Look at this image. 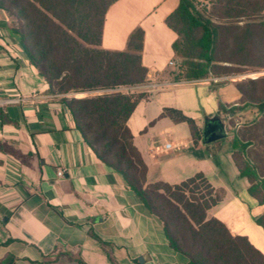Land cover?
I'll use <instances>...</instances> for the list:
<instances>
[{"label": "crops", "instance_id": "0c3cea01", "mask_svg": "<svg viewBox=\"0 0 264 264\" xmlns=\"http://www.w3.org/2000/svg\"><path fill=\"white\" fill-rule=\"evenodd\" d=\"M177 5L178 0H118L106 13L101 47L125 51L131 33L141 28L143 65L148 75L162 74L161 87L151 92L144 85L122 88L146 94L128 120L133 143L148 168V183L175 185L202 173L224 193L208 217L221 220L259 249L252 234L264 211L257 217L253 213L256 201L247 194L248 181L239 175L225 146L228 140L194 144L185 123L161 117L165 108L190 114L185 96L189 85L209 87L210 93L225 87L236 90L223 79L171 78L169 61L179 56L173 49L177 35L166 19ZM193 95L199 107L198 95ZM239 98L237 91L226 104ZM212 110L207 116L219 115V108ZM0 115L7 118L0 117V264H80L78 259L114 264L109 253L117 264L188 263L170 246L160 218L85 143L69 109L49 92L45 78L30 63L3 9ZM167 142L172 143L170 149L165 148Z\"/></svg>", "mask_w": 264, "mask_h": 264}, {"label": "trees", "instance_id": "16d2710c", "mask_svg": "<svg viewBox=\"0 0 264 264\" xmlns=\"http://www.w3.org/2000/svg\"><path fill=\"white\" fill-rule=\"evenodd\" d=\"M116 1L0 0V9L49 92L69 109L85 143L160 218L170 246L188 258L187 264H264V254L247 237L208 217L224 193L202 173L175 185L147 182L148 168L128 127L146 94L122 89L149 81L141 54L145 33L135 29L125 51L101 47L106 13ZM166 24L177 35L173 49L186 63L185 81H224L264 69V0H208L202 9L195 0H178ZM232 83L240 98L220 105L219 114L253 108L257 116L241 124L231 119L225 139L240 177L248 181L247 194L264 206V75ZM81 93L87 95L76 97ZM161 117L185 123L193 143L202 142V128L181 110L165 108ZM256 223L264 230V213Z\"/></svg>", "mask_w": 264, "mask_h": 264}, {"label": "rangeland", "instance_id": "374dc122", "mask_svg": "<svg viewBox=\"0 0 264 264\" xmlns=\"http://www.w3.org/2000/svg\"><path fill=\"white\" fill-rule=\"evenodd\" d=\"M196 1V5L199 9H202L206 4H208V0H195ZM180 58H183L182 56H179ZM264 75V69L261 70H257V71H249L243 74H237L235 76H231L228 77L227 79L224 77V81H222V83H232L236 80H240L246 77L249 78H256L259 76ZM209 81V79H205V80H200V82H206ZM233 84V83H232ZM189 90L186 91L185 96L186 97V103L188 105V107L191 109L190 110V114H188L189 117L194 118L200 125V127L202 128L201 125H204V121L205 118L207 117V115L209 113H212V109L213 108H220V105H224L232 100V97H234V95L236 94V90L233 89L232 87H225V89L220 90L219 93L214 91V93H210L208 91L209 87H203L202 85H198V84H194V85H189ZM218 87H215V90ZM218 91V90H216ZM85 94V93H83ZM193 94L198 95V100L199 102V107H195L194 104V98L195 96ZM87 95V94H85ZM84 95V96H85ZM83 97V96H82ZM212 98V99H211ZM210 99V100H208ZM212 100H213V104H212ZM220 117L223 119L225 125H226V131L227 134H229V129H230V121L231 119L234 120L236 122V124H241V123H245V122H249L251 120H253L256 116H257V110L256 109H246L240 112H237L236 115L228 114V113H220L219 114ZM223 141H226V139H221ZM227 144L225 145L226 147H228L229 149H231L230 144L228 141H226ZM226 155L223 156L222 160L227 162V159L225 157ZM221 160V159H220ZM262 211H264V206H259L257 203L255 204L253 213H255L256 217L260 215V213H262ZM255 234H252V240L254 242V244L261 249L264 252V231L260 226L255 227ZM261 232V233H259ZM254 235H256L254 237ZM259 235H261V239H259Z\"/></svg>", "mask_w": 264, "mask_h": 264}, {"label": "built area", "instance_id": "2783aa9c", "mask_svg": "<svg viewBox=\"0 0 264 264\" xmlns=\"http://www.w3.org/2000/svg\"><path fill=\"white\" fill-rule=\"evenodd\" d=\"M169 67L171 69V71L169 72V75L171 76L172 79L174 80H181V81H185L183 80V76L187 70V66L186 63L184 61L183 58H178V59H172L169 61ZM161 73L157 72L154 77L152 75H148V79L149 81L144 84V87L148 90V92H151L159 87H161L162 85V77H161ZM189 82H198V81H189ZM172 147V143L167 142L165 144V148L166 149H170ZM64 173L63 170L59 169L57 174L59 176H62Z\"/></svg>", "mask_w": 264, "mask_h": 264}, {"label": "water", "instance_id": "95a60500", "mask_svg": "<svg viewBox=\"0 0 264 264\" xmlns=\"http://www.w3.org/2000/svg\"><path fill=\"white\" fill-rule=\"evenodd\" d=\"M227 131L223 119L219 115L207 116L202 129V141L204 144L226 138ZM142 261V259H140Z\"/></svg>", "mask_w": 264, "mask_h": 264}]
</instances>
